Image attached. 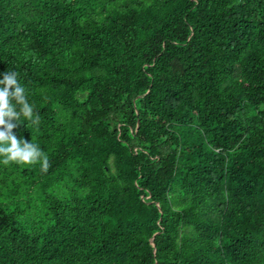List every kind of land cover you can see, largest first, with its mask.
Here are the masks:
<instances>
[{
	"label": "trees",
	"instance_id": "obj_1",
	"mask_svg": "<svg viewBox=\"0 0 264 264\" xmlns=\"http://www.w3.org/2000/svg\"><path fill=\"white\" fill-rule=\"evenodd\" d=\"M6 71L0 264H264V0H0Z\"/></svg>",
	"mask_w": 264,
	"mask_h": 264
},
{
	"label": "clouds",
	"instance_id": "obj_2",
	"mask_svg": "<svg viewBox=\"0 0 264 264\" xmlns=\"http://www.w3.org/2000/svg\"><path fill=\"white\" fill-rule=\"evenodd\" d=\"M0 79V163L34 165L39 163L42 172H47L49 157L32 142L18 138L14 132L21 116L34 125L39 124V114L34 112L26 97V89L18 80L15 71H6ZM19 108V110H17Z\"/></svg>",
	"mask_w": 264,
	"mask_h": 264
}]
</instances>
